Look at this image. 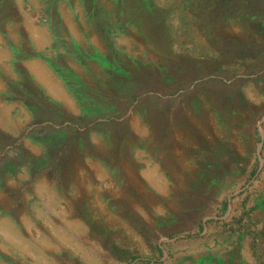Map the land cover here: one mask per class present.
Returning a JSON list of instances; mask_svg holds the SVG:
<instances>
[{
    "label": "rangeland",
    "instance_id": "374dc122",
    "mask_svg": "<svg viewBox=\"0 0 264 264\" xmlns=\"http://www.w3.org/2000/svg\"><path fill=\"white\" fill-rule=\"evenodd\" d=\"M0 264H264V0H0Z\"/></svg>",
    "mask_w": 264,
    "mask_h": 264
},
{
    "label": "crops",
    "instance_id": "0c3cea01",
    "mask_svg": "<svg viewBox=\"0 0 264 264\" xmlns=\"http://www.w3.org/2000/svg\"><path fill=\"white\" fill-rule=\"evenodd\" d=\"M44 64V63H43ZM41 61H34L30 65H28V69L31 70L32 73L35 74L36 80L38 84L44 86L50 94L57 95V93L61 92V87H57L53 84L54 80L51 77H48V69L43 65ZM43 66L44 69H41L39 66ZM46 70V71H45Z\"/></svg>",
    "mask_w": 264,
    "mask_h": 264
}]
</instances>
